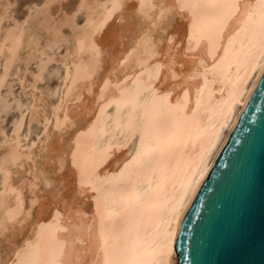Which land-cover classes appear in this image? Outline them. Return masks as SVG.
I'll return each instance as SVG.
<instances>
[{
	"label": "bare ground",
	"instance_id": "6f19581e",
	"mask_svg": "<svg viewBox=\"0 0 264 264\" xmlns=\"http://www.w3.org/2000/svg\"><path fill=\"white\" fill-rule=\"evenodd\" d=\"M48 2L49 0L46 1ZM187 2L199 4L201 7L183 12L176 8L169 12L167 9H161L159 5H174L177 0H76L70 12L62 11L56 19L52 16L51 8L44 7L38 11L34 8L35 13L28 18L26 16L28 20L33 19L34 28L43 32L48 49L63 42H70L66 55L60 60L64 73L62 90L59 89L61 90L59 102L52 107L49 122L42 115L44 125L45 122L49 123L50 130L47 131V135H43L41 141L39 140L41 145L39 144L38 152L34 153L27 149V152H23L22 144L16 136L8 138L0 153V224L6 225L8 230L6 235L12 245L32 242L30 258L34 264H96L97 261L103 264L104 260L100 219L98 217L93 219L92 215L85 211L83 216L74 220L78 231L71 233L63 231L62 229L69 227L63 215L52 220L49 214V207L56 201L52 200L51 195L45 197L44 189L34 186L33 177L28 175L31 163L27 157L40 156L44 147H48L50 151L68 149L69 133L61 136V131L57 130L58 122L64 126L66 114L72 121V124L68 125L71 135L73 138L79 135L82 162L88 164L92 161H103L97 171L109 176L119 173L128 164L117 182L129 189L135 185L139 198L145 196L148 179L152 180L150 195L159 194L161 197L164 191L172 193L173 186L176 192H180L182 183L187 184L188 180H191L193 191L189 192L185 200L182 217L197 192V181L201 185L208 175L261 75L258 33L264 9L259 7L260 0H244L253 6L250 10L251 15L225 19L229 11L227 5L231 0ZM81 3L84 4L83 8L76 7ZM73 12L83 14V23L80 26L76 21L77 14L73 15ZM193 13L196 14L197 24L196 27H192L191 47L195 51L189 55L202 57L210 71L205 76L204 69L200 68L198 78L180 81H173L169 74L165 83L167 65L171 63L170 56L166 54L175 56L178 53L168 40L173 38V44H182L187 48L189 45L187 36L192 26ZM116 20L118 23H115ZM222 23L224 27H221ZM153 24L156 26L153 27ZM22 27L23 25H16L2 34L0 55L2 54L5 60L3 68L17 59L12 47L17 37L23 34L29 42L36 35L35 29L34 31L31 29L29 33L25 31L26 34L22 32L26 26ZM64 28L67 33L63 31ZM145 34L147 43L137 47V41ZM109 37L119 39L113 41ZM34 41L31 43L34 44ZM210 41L216 45L212 47V56L208 55ZM93 45L99 49L98 53L93 51ZM39 51L40 65L34 77L40 75L41 68L44 69L46 63L51 60L44 51ZM28 56L31 54L25 57ZM42 57L45 60H42ZM117 59L123 60V64L117 63ZM213 64H216L214 69ZM188 70L184 69L185 72ZM175 71L177 74L181 72L178 65ZM125 76L128 79H125ZM34 77L32 82H29L32 89L36 83ZM174 84L177 87L173 88ZM180 85L186 87L187 96L183 95ZM145 86L153 88L158 94H162L165 89L171 90L172 95L169 96L168 103L174 106L180 97L181 104L186 103L189 109H197L195 121L174 119L172 112L159 107V101L144 90ZM198 87L203 90L198 92ZM122 91L124 95H121ZM25 93L28 94L27 91ZM43 102L41 100L42 104ZM35 103L38 105L37 101ZM37 105L33 106L35 110L39 108ZM32 120L33 115L30 116V121ZM20 125L19 120L15 125V131ZM130 125L147 127L150 133L146 136L143 157L133 163H129L135 155L131 149L132 141L127 140L128 146H125ZM136 140L138 141V137ZM72 147H75V144ZM126 147H129V150L126 151ZM120 149L121 152L125 151L120 154L121 152L118 153ZM205 149L207 152L201 160V153ZM114 154L115 157L111 160ZM5 157L9 158L7 162ZM13 157L15 162L12 160ZM11 166H17L15 167L17 170L26 167L23 174L28 176H24V181L19 185L11 179L12 172L9 170ZM15 169L14 173L18 175L19 171ZM201 170L206 173L203 177L199 176ZM23 190L26 191L27 197ZM138 197L131 199L135 200ZM36 200L43 203L42 209L35 206ZM55 211L56 209L52 207V212ZM108 226L106 224L105 228ZM172 227L176 233L175 223ZM174 239L175 236L169 239L171 264L177 262ZM142 245L143 241L135 228V218L132 217L126 226L122 241L124 258L130 262L146 258L138 255ZM6 246L8 251L0 254V261L12 258L8 254L9 245ZM144 251L150 250L145 248Z\"/></svg>",
	"mask_w": 264,
	"mask_h": 264
},
{
	"label": "snow or ice",
	"instance_id": "6c2138e0",
	"mask_svg": "<svg viewBox=\"0 0 264 264\" xmlns=\"http://www.w3.org/2000/svg\"><path fill=\"white\" fill-rule=\"evenodd\" d=\"M55 2L56 0H49L43 7L51 8ZM60 2L63 3V0H60ZM8 7L10 8L12 5ZM76 7L83 8L84 4L81 3ZM159 7L167 9L169 12H173L176 8H179L183 12L185 10L191 11L197 9L201 5L188 3L187 0H177V3L174 5L161 4ZM259 7L264 9V0H260ZM227 8L229 11L225 19L234 16H250V10L253 6L245 3L244 0H231ZM31 10L30 8L29 11ZM6 12L7 9L4 10V13H0V21L6 18ZM76 14L78 13L73 12V15ZM161 15L163 16V13ZM69 19H72V17H69ZM196 24V14L193 13L192 26L189 28L187 36L189 40L187 48H184L182 44H173V38H169V44H172L178 50V53L175 56L170 55V53L166 54L170 56L171 63L167 65L168 74L164 77L165 83H167L169 74L173 81H180L182 79L198 78L200 68L204 69L205 76L210 71L202 57L189 55V53L195 51L191 47V31L192 27H196ZM152 26L155 27L156 25L153 24ZM221 27H224L223 23ZM258 35L260 41L258 54L261 61L259 67L261 71H264V15L261 16ZM68 39L71 40V37ZM109 39L115 41L119 37H109ZM146 43L145 34V36H142L137 41V47ZM210 44L208 55L212 56V47L216 45L211 41ZM92 49L94 52H99V49L95 48L94 45ZM117 63L123 64V60L117 59ZM177 65L181 69L179 74L175 71ZM215 67L216 64H213V69ZM185 68L189 70L185 72ZM43 70L42 67L41 74ZM156 75L159 76V73ZM125 79H128V77L125 76ZM34 80L37 83L42 82L41 75L34 77ZM105 85H107V81H105ZM172 87L175 88L177 85L174 84ZM180 87L183 95L187 96L186 87L184 85H180ZM144 90L150 92L159 101V107L166 108L172 112L174 119L185 122L195 121L197 109H189L186 103L181 104L180 97H178L176 105L173 106L168 103V98L172 95L171 90L165 89L162 94H158L149 86H145ZM202 90L200 87L197 88L198 92ZM101 91H103V88ZM121 95H124L123 91ZM189 112L191 115H189ZM71 124L72 121L68 119L67 114L64 126H61L59 122L57 123V130L61 131V136L66 132L69 133V147L67 150L50 151L48 147H44L40 156L26 158L31 163L28 175L33 177L32 184L42 187L45 197L51 195L52 200L56 201V203L49 207V214L52 220H56L62 214L69 226L62 230L71 233L72 231L79 230L74 225V220L77 217L83 216L85 211L89 212L93 219L98 217L101 224V239L105 253L103 264H171L172 253L169 250V239L174 238L176 235L173 232L172 226L175 223L178 229L182 222V209L185 208V200L189 192L193 191L192 181L188 180L187 184L182 183L180 192H176L175 186H173L172 193L164 191L161 197L159 194L155 196L150 195L152 180L148 179V189L145 191V196L139 198L135 185L129 189L117 182L118 177L123 176L128 164L119 173L109 176L97 171L103 161H92L88 164L82 162L79 135L73 138L68 127ZM45 134L47 135V129L45 130ZM148 135L150 133L147 127L129 126L125 146H127V140H131V149L135 153L129 163L136 162L143 157L146 136ZM137 137L138 141L136 140ZM73 144H75V147H72ZM209 144L211 146V142ZM206 152L207 149L202 151L201 160H203ZM8 159V157H5V162ZM12 160L15 162V157ZM204 175L206 173L201 170L199 176L203 177ZM145 178L147 179L146 175ZM226 179V175L222 174L221 181L223 182ZM199 187L200 182L197 181L196 188L198 189ZM207 191L209 199H211L210 214H215L218 218H222L223 223L220 225L215 223L204 224L202 226L203 243L216 251L242 247L249 240L253 204L258 191L261 194L262 204H264V163L258 167L255 160H249L243 183L232 186V194L226 215L224 214L225 205L217 194V188L210 187ZM132 197L138 198L134 200L131 199ZM34 204L38 209L43 208V203L40 200L34 201ZM52 207L56 209L55 212H52ZM132 217L135 218V228L138 236L143 241L138 255L146 257L135 262H130L124 258L125 251L122 248L124 231ZM106 224L109 225L107 229L105 228ZM7 231L6 225L0 224V245H9L8 254L12 258L11 260L5 259L0 261V264H34V261L30 258L33 247L32 242L29 241L23 245H12V242L6 235ZM196 243L197 247H202L199 241ZM262 244H264V240H262ZM145 248L150 251H144ZM166 257L167 259H165ZM96 264H100V262L97 261ZM213 264H216V262H213Z\"/></svg>",
	"mask_w": 264,
	"mask_h": 264
},
{
	"label": "water",
	"instance_id": "95a60500",
	"mask_svg": "<svg viewBox=\"0 0 264 264\" xmlns=\"http://www.w3.org/2000/svg\"><path fill=\"white\" fill-rule=\"evenodd\" d=\"M249 160H255L258 167L264 163V71L182 217L173 245L176 264H264V204L259 191L253 204L249 240L245 245L216 251L205 245L202 239L204 224L223 223L222 218L210 214L211 199L207 189L217 188L226 215L232 186L243 183ZM222 174L227 177L223 182ZM197 241L202 247H197Z\"/></svg>",
	"mask_w": 264,
	"mask_h": 264
},
{
	"label": "rangeland",
	"instance_id": "374dc122",
	"mask_svg": "<svg viewBox=\"0 0 264 264\" xmlns=\"http://www.w3.org/2000/svg\"><path fill=\"white\" fill-rule=\"evenodd\" d=\"M46 1L47 0H0V13H2V12L4 13L3 8L7 9V12L5 14L6 18H4L2 21H0V30H1L0 39L2 37V34H4L8 29L16 27V25H20V26L23 25V27L26 26L24 28L22 27L23 28L22 32H24V33H26V32L29 33L32 30L34 31V29H35L34 32L36 33V35H34L35 37L30 39L29 42H27L28 40H26L27 38L23 34L18 36L17 39L15 40V42H14L15 44H13L12 47H13V51L17 55V59L13 61L15 63L17 61L16 64L15 63L13 64V62L11 61V63H9L8 66L3 68L5 60H4V56H2V54L0 55V80H2V82H0V153L4 149V146L7 143V141L9 140L8 138L11 137L10 139H12L16 136H17L16 138L19 140V143L21 142L20 144H22L21 146H22L23 152H27L28 150H30V151H33L34 153H37L38 152L37 150H38L39 146L41 145L39 142L45 136V130L46 129H47V131L50 130L49 123L47 124L45 122V125H44V122H43L44 119H43L42 115H44L45 118L49 122V120L52 117L51 116L52 107L55 106L56 104H58L57 102H59L58 100L61 96L60 92L62 90L61 88H62V84H63L62 83V81H63L62 77H63V73H64V68H63V65L61 63L62 61H60V60L63 59V57L66 55L65 52L67 51V48L70 46V42H63V43H61L55 47L48 49L46 47L47 42H46V38H45V35L43 34V32H40V30H38L37 28H34V26H32V25H35L34 22H32L33 19L32 20L27 19L29 15H32L35 13L34 8L36 9V11L40 10L43 7L44 3H46ZM75 2H76V0H70V1L69 0H67V1L63 0V3H61L60 0H56V2L51 7L52 16L53 17L55 16L54 18L56 19V18H58L59 14L60 15L62 14L61 13L62 11L67 12V13L70 12L72 10ZM9 5H12V7L9 8L8 7ZM57 6H59V7H57ZM28 8L29 9L33 8V9L31 11H29ZM26 16H27V18H26ZM76 21H77V24L79 26L83 23V14L82 13L77 14ZM29 23H31V24H29ZM115 23H118V20H116ZM27 25H29L28 27L30 28V30L27 27ZM63 31L65 33H67V30H65V28L63 29ZM32 40L33 41L36 40V41H34V44L31 43ZM36 42H38V44ZM30 44H31V46H30ZM32 47L35 49V51H34V49H31ZM38 49L41 51H44L45 54L47 55V57L49 59H51L50 60L51 62L48 61V63H46L47 65H45L44 70H43V71H45L44 72L45 74L44 73L41 74V72H40L42 82H40V83L36 82L35 85L33 86V89H32L31 88L32 86H30L31 83H29V82L31 80H33L32 78L38 73V66L40 65V59L38 56V54H39L38 52H40V51ZM28 54L29 55L31 54L30 57L28 56L29 59L31 58L30 59L31 61L25 57ZM33 56H35L36 58L35 57L33 58ZM43 57H42V60L45 58V57L44 58ZM19 62H21V63H19ZM25 63L27 64L26 67L24 66ZM14 66H15V69H14ZM59 66H60V68H59ZM16 68H18V69H16ZM11 70H13V71H11ZM5 73H6V75H5ZM8 74H9V77H8ZM16 74L19 77L21 76L20 77L21 79ZM26 81L28 84H26ZM23 82H25V83H23ZM29 89H31V90H29ZM59 89H61V90H59ZM23 91H24V93L27 91L28 94L25 93L26 94V96H25ZM29 91H31L33 93H31ZM40 99L42 100V102L44 101L43 102L44 104L41 103ZM36 101H37L38 105L35 103ZM84 101H86V100H84ZM84 103L87 104V101ZM35 104L39 107V108H36L37 110H35V108H34L36 106ZM33 108H34V110H33ZM81 109H83V107L80 108V111H81ZM31 111H32V113H31ZM78 111H79V109H78ZM34 113H35V115H34ZM31 115H33L32 121H30ZM19 120L21 122V125L15 131V125L17 123H19ZM9 134H10V136H9ZM64 137H66V135H64ZM28 146H29V148H28ZM128 148L129 147H126L125 150L126 151L129 150ZM26 149H27V151H26ZM125 150H122V152ZM118 151H116V152H118ZM116 152H114V153L116 154ZM120 152H121V149L118 153H120ZM122 152L120 154H122ZM115 154H114V156L111 157V160L115 157ZM116 156H118V155H116ZM12 167L13 166H11L9 169L12 172V176H11L12 178L11 179L14 183L19 185L21 181H24V179H23V178H25L24 176H26V177L28 176L25 173L23 174L26 167H25V169L23 167L21 169L19 168L18 170L15 169V167L17 168V166H14L13 168ZM14 169L19 171L20 174L18 173V175H16L14 173L15 172ZM10 171H9V173H10ZM21 172H22V176H21ZM0 178H1V174H0ZM24 191L25 190H23V194H24ZM24 195H26L25 197H27L26 191H25ZM5 246L6 245H0V254L1 255H3L5 251H8L7 250L8 247L7 246L5 247Z\"/></svg>",
	"mask_w": 264,
	"mask_h": 264
}]
</instances>
